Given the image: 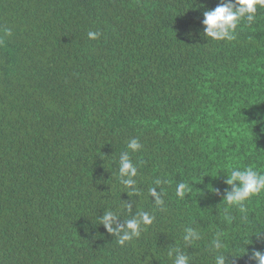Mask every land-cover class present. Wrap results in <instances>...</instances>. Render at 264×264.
Listing matches in <instances>:
<instances>
[{"label": "trees", "instance_id": "trees-1", "mask_svg": "<svg viewBox=\"0 0 264 264\" xmlns=\"http://www.w3.org/2000/svg\"><path fill=\"white\" fill-rule=\"evenodd\" d=\"M195 2L222 0H0V264H173L174 249L214 264L217 234L233 264H250L246 237L264 251V193L246 215L222 200L231 168L264 173V9L206 41ZM124 151L140 195L119 181ZM125 204L155 220L121 246L99 217L123 224Z\"/></svg>", "mask_w": 264, "mask_h": 264}, {"label": "clouds", "instance_id": "clouds-1", "mask_svg": "<svg viewBox=\"0 0 264 264\" xmlns=\"http://www.w3.org/2000/svg\"><path fill=\"white\" fill-rule=\"evenodd\" d=\"M193 9H205L202 12V35L206 41H228L231 42L236 38L237 29L242 23L247 22L252 24L255 22L259 9H264V0H222L214 8H208L204 4L194 3ZM89 39H97L100 35L98 31H89L87 33ZM188 35L191 37L192 33ZM257 123H264V113H257ZM264 131V129H262ZM143 145L136 137L130 138L127 143V149L131 153H136L141 150ZM119 181L125 187L126 192L131 195H140L139 188L132 186L137 184L138 168L133 163L130 152L124 151L119 158ZM213 176V177H218ZM224 183L229 186L225 190L223 199L227 205L235 206L242 214L246 215L245 203L250 201L252 197L264 193V173L257 170L248 168H231L225 174ZM166 180L156 179L153 183L154 186L148 189L150 197L154 198V204L158 208L163 209L165 205L164 192L156 191V187L164 183ZM218 191V190H217ZM191 193V186L188 182H179L175 188V195L180 199H185L186 194ZM125 208L131 215L130 219H125L123 224H118L117 221L121 216L113 211H105L99 217V224L103 225L108 233L113 234L117 238V242L124 246L126 242H130L133 238L141 236L143 226L153 224L155 217L148 212H136L135 215L131 214V205L125 204ZM87 230V229H86ZM264 228H261L255 233L260 238ZM202 238L201 232L192 227H185L182 240L184 245H195ZM247 240H251L250 236L245 238L241 246L245 249L243 254H248L250 264H264V251L258 249H247L245 245ZM210 249L213 253L214 264H233V258L239 257L238 251L233 253L225 249V243L221 236H217L211 241ZM174 256L173 264H190L192 257L185 254L180 249H174L169 253Z\"/></svg>", "mask_w": 264, "mask_h": 264}]
</instances>
